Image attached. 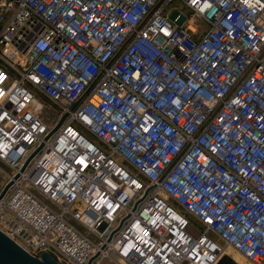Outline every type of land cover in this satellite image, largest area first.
<instances>
[{
  "label": "built area",
  "instance_id": "1",
  "mask_svg": "<svg viewBox=\"0 0 264 264\" xmlns=\"http://www.w3.org/2000/svg\"><path fill=\"white\" fill-rule=\"evenodd\" d=\"M0 160L37 258L264 264V0H0Z\"/></svg>",
  "mask_w": 264,
  "mask_h": 264
},
{
  "label": "water",
  "instance_id": "2",
  "mask_svg": "<svg viewBox=\"0 0 264 264\" xmlns=\"http://www.w3.org/2000/svg\"><path fill=\"white\" fill-rule=\"evenodd\" d=\"M67 115H64L57 125L49 132L45 141L52 137V135L59 129L62 125L64 120L66 119ZM44 146L42 143L35 153L27 160L24 167L21 171H24L29 161L40 151ZM19 175L17 174L15 178ZM13 181H9L0 191V200L5 196L9 188L12 186ZM123 221L120 223V227L122 226ZM99 254L95 255L88 264L98 256ZM0 264H65L56 261L52 255L48 252H45L41 255V258H37L30 253H28L25 249H23L20 245H18L15 241H13L10 237H8L5 233L0 230ZM217 264H240L237 260H235L230 254L225 253L219 259Z\"/></svg>",
  "mask_w": 264,
  "mask_h": 264
},
{
  "label": "rangeland",
  "instance_id": "3",
  "mask_svg": "<svg viewBox=\"0 0 264 264\" xmlns=\"http://www.w3.org/2000/svg\"><path fill=\"white\" fill-rule=\"evenodd\" d=\"M176 4V3H175ZM173 5H171L169 8H172ZM180 14V10L179 9H176V10H173L172 13H171V17L172 19H174L177 15ZM45 106V109L43 111V115H42V118L43 120L51 125V126H54L57 122V114L56 112L54 111V109H52V107H54L51 103V101L47 98H44L41 100ZM13 173V169L10 168L7 164H5L4 162H2L0 160V191L3 189V187L6 185V183H8V179H9V176L8 175H12ZM173 202V201H171ZM174 204V203H173ZM175 207H177V204L175 203L174 204ZM192 222L194 223L195 226H202L200 225L196 220L194 219H191ZM214 239H216V237H214L213 235H211ZM225 245V244H224ZM226 246V245H225ZM226 249L227 251L230 253V255L235 259L237 260L240 264H253L251 261H249L248 259H246L245 257H239V255L237 254V252L226 246ZM103 264H112L110 261H107V262H104Z\"/></svg>",
  "mask_w": 264,
  "mask_h": 264
},
{
  "label": "bare ground",
  "instance_id": "4",
  "mask_svg": "<svg viewBox=\"0 0 264 264\" xmlns=\"http://www.w3.org/2000/svg\"><path fill=\"white\" fill-rule=\"evenodd\" d=\"M225 253H228V254H230L227 250H225V252H224V254ZM238 255H239V257H243V256H241L239 253H237ZM245 264V263H244Z\"/></svg>",
  "mask_w": 264,
  "mask_h": 264
}]
</instances>
